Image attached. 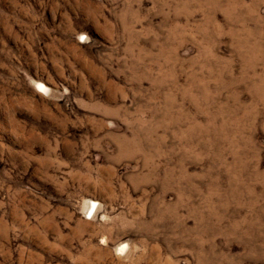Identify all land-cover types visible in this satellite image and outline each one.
Here are the masks:
<instances>
[{"label": "rangeland", "instance_id": "1", "mask_svg": "<svg viewBox=\"0 0 264 264\" xmlns=\"http://www.w3.org/2000/svg\"><path fill=\"white\" fill-rule=\"evenodd\" d=\"M0 264H264V0H0Z\"/></svg>", "mask_w": 264, "mask_h": 264}, {"label": "bare ground", "instance_id": "2", "mask_svg": "<svg viewBox=\"0 0 264 264\" xmlns=\"http://www.w3.org/2000/svg\"><path fill=\"white\" fill-rule=\"evenodd\" d=\"M36 88H37V89H43V90H46V89H47V88H46L42 83H40V82H37V83H36ZM119 250L122 251V252H123V251H126V245H121V246L119 247ZM120 251H119V252H120Z\"/></svg>", "mask_w": 264, "mask_h": 264}]
</instances>
